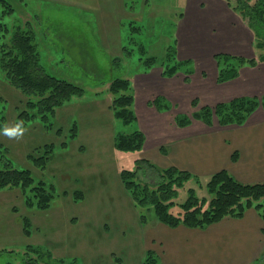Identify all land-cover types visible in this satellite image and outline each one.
<instances>
[{
  "label": "rangeland",
  "instance_id": "rangeland-1",
  "mask_svg": "<svg viewBox=\"0 0 264 264\" xmlns=\"http://www.w3.org/2000/svg\"><path fill=\"white\" fill-rule=\"evenodd\" d=\"M5 1L10 7L3 18L8 30L3 36L0 33L1 41L10 39L18 25L31 27L47 72L81 86L84 93L65 101L47 123L37 119L24 125L27 131L20 140L9 139L2 134L3 128L0 130V143L16 165L29 168L36 179L54 186V196L46 209L29 205L21 186L0 190V264H21L26 255L38 257L31 249L33 246L49 252L52 261H63L58 264H143L148 249L147 230L159 221L152 207L135 203L123 184L121 170H137L140 179L147 182L158 181L159 174L149 166L146 173L138 168V161L145 157L142 152L146 144L138 151L117 150L115 135L141 130L149 145L168 134L181 120H189L188 124L200 121L207 126H223L216 114L208 124L193 113L238 97L264 95L247 93L206 104L197 95L186 93L181 104L182 98L175 94L180 89L193 92L195 89L190 85L193 76L199 74L195 80L211 78V70L214 72L217 65L218 73L235 63L240 71L243 66H250H239L235 60L226 61L223 56L235 54L258 59L264 53V49L255 45L256 31L249 24L251 14L245 12L256 0H248L246 4L229 0L231 12L226 21H231L235 33L248 32L233 43L213 45L214 56L185 37L190 23L199 20L200 41L213 42L216 29L213 26L220 19L208 5L209 0H200L205 2L200 13H191L188 8L186 11L185 0ZM181 28L184 37L178 34ZM228 63L231 65L227 66ZM172 66L177 71L166 73ZM246 76L252 77L247 72ZM115 78H125L131 83L125 93L134 97L129 108L136 119L129 124L117 118L112 108L114 94L110 85ZM217 82L226 81H221L218 75ZM257 86L254 83L247 87L260 88ZM27 98L5 79L0 69V118L5 114V122L14 124L20 110L26 107ZM73 124L77 125V135L71 139ZM63 142L67 145L63 146ZM45 144L54 146L48 165L40 168L28 154L38 155ZM201 181L188 180L177 190L175 200L185 201L188 189L193 187L196 195L205 197L208 203L211 195L207 181ZM77 191L84 194L83 198L75 197ZM178 208L177 205L171 210L175 212ZM142 214L147 219L144 224ZM258 264H264V257Z\"/></svg>",
  "mask_w": 264,
  "mask_h": 264
},
{
  "label": "trees",
  "instance_id": "trees-1",
  "mask_svg": "<svg viewBox=\"0 0 264 264\" xmlns=\"http://www.w3.org/2000/svg\"><path fill=\"white\" fill-rule=\"evenodd\" d=\"M235 1L239 4H246L248 0ZM8 6L7 1L0 0V8L2 7L0 10V33L2 36L8 30L7 23L3 20L10 8ZM6 7L7 9H5ZM247 8L248 11L245 8V12L248 15L251 14L252 20H250L251 26H249L256 31L255 45L259 49H264V0H256L251 8L249 6ZM34 38V29L18 25L10 39L5 41L0 39L1 72L10 84L28 97L26 107L20 110L17 115V121L23 120L24 125L37 119L47 123L50 116L55 115L56 109L64 105L65 101L73 95L84 93L81 86L47 72L41 63V54ZM223 57L226 61L235 60L239 66L245 64L256 66L259 63L258 60L264 61V53H261L258 59L233 55ZM229 65L231 63L227 64V66ZM234 65L220 70L219 79L221 81H227L239 75V67L236 66V63ZM176 71L177 68L172 66L166 73L174 74ZM130 84L128 79L115 78L110 85V92L114 94L112 108L115 116L126 124L136 119L135 113L129 108L134 97L125 93ZM260 105L264 108V95L261 97L243 96L216 104L213 107L204 106L200 108V111H195L193 116L211 124V116L216 114L222 125L243 124ZM0 119L3 120L2 124L0 123L1 130L6 123L5 114ZM182 121H179V126L189 123V120ZM48 125L51 126V124ZM71 130L69 136L73 139L77 135V125L73 124ZM144 144L145 135L141 130H134L130 133L120 132L115 135L114 145L117 150L138 151L143 148ZM62 145L66 146L67 142H63ZM53 146V144H45L44 148H40L43 151L39 150L38 155L29 153L28 157L33 160L36 166L45 168L51 159L50 153ZM138 162V168H142L143 172H147L146 167L148 166L156 171L159 174V180L147 182L140 179L137 170L124 168L121 170V179L126 190L138 206L152 207L157 220L171 227L184 224L189 227L204 228L227 216H243L251 207L256 208L264 219V182H241L228 171L221 170L212 174L206 183L208 193L211 195L208 203L205 197L196 195L193 187L188 189L187 199L180 203L175 200L177 190L191 179H194L196 183H201L196 175L172 166L158 167L145 157ZM9 186H21L27 196V203L29 205L36 204L42 209L50 206L51 198L54 196L52 184L48 185L44 179H36L29 168L16 165L9 156L7 148L0 143V190ZM83 195L81 191H77L75 197L80 199L83 198ZM177 205L178 210L173 212L171 209ZM145 217V214H142L141 221L143 223L147 221ZM24 225L25 228L29 225L27 219L24 220ZM31 249L38 253V257L26 255L22 258L21 264H58V262H63L62 260L52 261L51 254L47 251L42 252L40 247L33 246ZM157 256L156 251L147 250L143 264H163Z\"/></svg>",
  "mask_w": 264,
  "mask_h": 264
},
{
  "label": "crops",
  "instance_id": "crops-1",
  "mask_svg": "<svg viewBox=\"0 0 264 264\" xmlns=\"http://www.w3.org/2000/svg\"><path fill=\"white\" fill-rule=\"evenodd\" d=\"M207 3L213 8L214 15H219L217 19H220L213 26L218 29H213V42L200 41L198 29L202 26L197 25L199 20L190 23L191 28L186 27V38L201 45L204 50L213 52V45L233 43L248 32L235 33L231 21H226L231 9L229 1L209 0ZM202 4L205 2L200 0L184 2L186 11L188 8L191 13H200ZM178 34L184 37L183 28ZM250 37L251 44H254L253 36ZM218 69L219 65L214 72L212 68L211 78L199 77L195 80L199 76L195 74L193 83H190L195 89L193 92L187 89L175 92L182 98L180 103L186 99V93L197 95L206 104H216L217 101L247 93L253 96L264 94V62L256 66H243L236 78L223 84L217 82ZM246 72L252 77L247 78ZM254 83L260 88L247 87ZM169 90H166L167 93ZM155 111L159 112L157 109ZM146 141L148 139L145 137L146 145L142 154L158 167L172 166L186 170L200 181H208L212 174L226 170L241 182H264L263 107L256 109L243 124L207 126L200 121H192L186 126H173L168 134L160 140L155 139L152 144L148 145ZM159 222L149 227L146 238L147 248L156 251L163 264H258L264 257V219L254 207L247 209L243 216H227L204 228L184 224L171 227Z\"/></svg>",
  "mask_w": 264,
  "mask_h": 264
},
{
  "label": "clouds",
  "instance_id": "clouds-1",
  "mask_svg": "<svg viewBox=\"0 0 264 264\" xmlns=\"http://www.w3.org/2000/svg\"><path fill=\"white\" fill-rule=\"evenodd\" d=\"M27 129L24 126L23 120H18L14 124H5L2 129V134L7 136L9 139L20 140L23 138L24 133Z\"/></svg>",
  "mask_w": 264,
  "mask_h": 264
}]
</instances>
